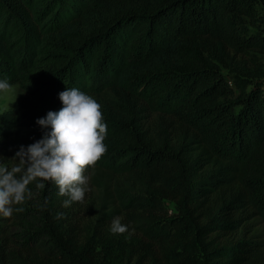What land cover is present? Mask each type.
I'll use <instances>...</instances> for the list:
<instances>
[{"label": "trees", "instance_id": "1", "mask_svg": "<svg viewBox=\"0 0 264 264\" xmlns=\"http://www.w3.org/2000/svg\"><path fill=\"white\" fill-rule=\"evenodd\" d=\"M213 45L264 49V0H0V79L21 90L0 111V160L19 165V146L42 135L37 105L58 110L66 87L107 124L83 201L65 207L55 183L33 181L22 210L0 216V264H84L89 199L93 228L111 233L118 216L115 238L157 264L172 249L264 264V70L238 80Z\"/></svg>", "mask_w": 264, "mask_h": 264}, {"label": "clouds", "instance_id": "2", "mask_svg": "<svg viewBox=\"0 0 264 264\" xmlns=\"http://www.w3.org/2000/svg\"><path fill=\"white\" fill-rule=\"evenodd\" d=\"M8 87L9 82L0 79V91ZM58 96L62 106L36 118L42 130L40 138L21 144L15 152L19 165L8 168L0 164V216L22 210L13 206L28 199V186L33 181L41 188L45 181L55 183L59 194L67 197L63 201L65 207L85 198L89 180L85 169L107 151V124L101 105L92 95L66 87ZM110 230L124 233L127 225L117 216Z\"/></svg>", "mask_w": 264, "mask_h": 264}, {"label": "rangeland", "instance_id": "3", "mask_svg": "<svg viewBox=\"0 0 264 264\" xmlns=\"http://www.w3.org/2000/svg\"><path fill=\"white\" fill-rule=\"evenodd\" d=\"M208 50V53L218 63L221 70L227 74L235 73L238 80H248L254 77L257 71L264 70V49L234 53L227 48L222 49L219 45H213ZM20 91L17 84L0 91V111L16 108L19 102ZM50 109L53 110V107L50 105H37L36 107L37 112L40 114L47 113ZM0 164L8 168L13 167L12 162L5 160H0ZM87 204L88 210L80 215L85 226L81 227L79 234L76 235L77 246H79L83 255L82 260L84 264H157L155 258L149 255L146 250H143L141 247H137L136 249V245L127 242L126 237L115 238L116 236L112 232H101L93 228L91 225L93 219L90 217V199L87 200ZM112 243L114 244L111 245ZM126 247L134 249L127 253ZM182 256L181 249L178 252L172 249L171 261L173 264H198L199 256L197 254L181 260Z\"/></svg>", "mask_w": 264, "mask_h": 264}]
</instances>
